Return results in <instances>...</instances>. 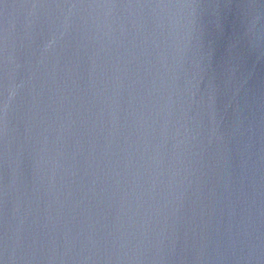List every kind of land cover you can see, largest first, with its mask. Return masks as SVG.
Segmentation results:
<instances>
[{
    "label": "water",
    "instance_id": "water-1",
    "mask_svg": "<svg viewBox=\"0 0 264 264\" xmlns=\"http://www.w3.org/2000/svg\"><path fill=\"white\" fill-rule=\"evenodd\" d=\"M0 264H264V0H0Z\"/></svg>",
    "mask_w": 264,
    "mask_h": 264
}]
</instances>
